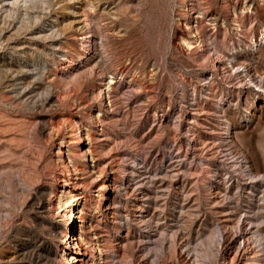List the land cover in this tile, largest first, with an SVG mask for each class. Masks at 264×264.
Returning a JSON list of instances; mask_svg holds the SVG:
<instances>
[{
	"label": "rangeland",
	"instance_id": "obj_1",
	"mask_svg": "<svg viewBox=\"0 0 264 264\" xmlns=\"http://www.w3.org/2000/svg\"><path fill=\"white\" fill-rule=\"evenodd\" d=\"M27 5L0 17V264H264V0Z\"/></svg>",
	"mask_w": 264,
	"mask_h": 264
},
{
	"label": "bare ground",
	"instance_id": "obj_2",
	"mask_svg": "<svg viewBox=\"0 0 264 264\" xmlns=\"http://www.w3.org/2000/svg\"><path fill=\"white\" fill-rule=\"evenodd\" d=\"M28 1L29 0H0V17L2 14H8L10 13V10L12 12L13 9H16V8H19V6H24L26 7V5L28 4ZM28 6V5H27ZM85 37V36H84ZM188 46H191V43H188L187 44ZM80 134H78L79 136ZM82 143V140L81 138L79 139L78 143L77 144H81ZM85 154V153H83ZM102 193H105L107 191V187L105 184H103L101 186V190H100ZM71 218H73V216H71ZM74 239V238H73ZM67 254V253H66ZM234 258H232L231 260V263L230 264H233L234 262ZM65 255L63 256V259L62 261L60 262V264H65ZM83 261V259H79L77 262H81Z\"/></svg>",
	"mask_w": 264,
	"mask_h": 264
}]
</instances>
